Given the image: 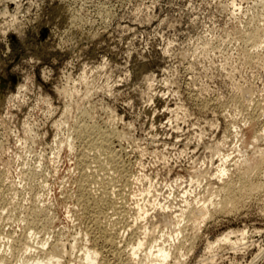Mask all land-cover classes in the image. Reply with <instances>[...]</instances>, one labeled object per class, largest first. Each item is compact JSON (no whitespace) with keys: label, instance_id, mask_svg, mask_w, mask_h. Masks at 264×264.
Here are the masks:
<instances>
[{"label":"rangeland","instance_id":"obj_1","mask_svg":"<svg viewBox=\"0 0 264 264\" xmlns=\"http://www.w3.org/2000/svg\"><path fill=\"white\" fill-rule=\"evenodd\" d=\"M188 202L199 226L175 220ZM0 234L7 264L54 245V264L87 247L162 264L152 245L169 264H264V0H0Z\"/></svg>","mask_w":264,"mask_h":264},{"label":"bare ground","instance_id":"obj_2","mask_svg":"<svg viewBox=\"0 0 264 264\" xmlns=\"http://www.w3.org/2000/svg\"><path fill=\"white\" fill-rule=\"evenodd\" d=\"M258 41V40H257ZM81 127V126H80ZM85 127V126H84ZM88 127V126H87ZM94 128V127H93ZM79 129V128H78ZM98 130V129H97ZM95 128L94 129H89L88 128V130L87 129H85L83 132H81L80 134H84V135H86V136H88L89 138H90V140H91V143H92V145L93 144H96V146H98L99 147V149L100 150H103V151H108L109 150V148H110V146H109V135L107 134V132L105 133V132H100V131H97ZM82 134V135H83ZM81 135V136H82ZM85 136V137H86ZM87 137V138H88ZM89 140V141H90ZM91 143H90V145H91ZM111 144V143H110ZM91 145V146H92ZM88 146V145H87ZM94 146V145H93ZM95 146V148H97ZM87 151V150H86ZM102 154L104 153L105 154V152H102V151H100ZM110 152V151H109ZM109 152H107V153H109ZM114 153V152H113ZM87 154V153H86ZM95 154V153H94ZM111 154H112V152H111ZM84 155H85V153H84ZM106 155V154H105ZM81 156V155H80ZM83 157V156H82ZM87 157V156H86ZM102 157V156H101ZM113 157H114V155L112 154V155H109L108 156V158H110V160L111 159H113ZM263 157V156H262ZM84 158H85V156H84ZM105 158H107V157H105ZM115 158V157H114ZM84 160V159H83ZM83 160H81V162H83ZM106 160V159H105ZM109 160V161H110ZM115 160V159H114ZM101 161V160H100ZM113 161V160H112ZM95 162V161H94ZM99 162V161H98ZM105 162V161H104ZM108 162V161H107ZM106 163V162H105ZM81 164V163H80ZM79 164V165H80ZM83 164H84V162H83ZM87 164V163H86ZM85 164V165H86ZM102 164V163H101ZM85 165H84V167H85ZM88 166H89V163L87 164ZM86 165V166H87ZM107 165V164H106ZM106 165H105V167H106ZM102 166V165H101ZM104 166V165H103ZM83 167V168H84ZM87 168V167H86ZM102 169V168H101ZM106 169V168H105ZM89 171V170H88ZM225 172H226V169L225 168H223L222 169V172H221V174L222 173H224V175H225ZM248 173H249V171H247ZM247 173V174H248ZM88 175V174H87ZM222 176V175H221ZM244 176V175H243ZM248 175H246V177H247ZM91 177V176H90ZM114 178V177H113ZM193 179V178H192ZM100 181V180H99ZM110 182V181H109ZM118 184V183H117ZM98 186V185H97ZM109 186V185H108ZM113 186V185H112ZM82 186H80V188H81ZM84 187H86V186H84ZM86 189V188H85ZM101 189V188H100ZM80 190V189H79ZM83 190V189H82ZM87 191V190H86ZM86 191H82V193H81V196L83 197V198H85V199H87L88 198V195L89 194H87L88 193V191L86 192ZM105 192V191H104ZM105 194H106V192H105ZM108 194V193H107ZM230 194V193H229ZM91 195V194H90ZM113 195V194H112ZM109 196V195H108ZM126 196V195H125ZM105 197H107L106 195H105ZM98 198V197H97ZM103 198L104 197H102L101 199L103 200ZM81 199V198H80ZM101 199H99V200H101ZM96 200V199H95ZM101 200V201H102ZM229 200V199H228ZM85 201V200H84ZM97 201V200H96ZM95 201V202H96ZM101 201H99V202H101ZM105 202V201H104ZM229 202V201H228ZM89 203V202H88ZM98 203V202H97ZM101 204V203H100ZM103 204V203H102ZM107 204V203H106ZM188 204V206H186V208L185 209H181L180 211H181V213L179 212V214H178V212H175L174 213V215L177 213V215H175L174 217H175V220H177V222L178 221H180L181 219V217H184L185 219H188V221H193V222H196V225L198 224V226H199V223H198V218H196V213H197V209L195 208V207H190V203L188 202L187 203ZM186 204V205H187ZM85 205H86V203H85ZM95 206H98L97 204L95 205ZM118 206V205H117ZM84 207V206H83ZM138 207L140 208V206L138 205ZM161 208V207H160ZM114 209V208H113ZM123 209V208H122ZM138 208L136 207V210H137ZM162 209V208H161ZM205 209H207V212L209 213V209H208V207L206 206L205 207ZM135 210V211H136ZM140 210V209H139ZM138 210V211H139ZM144 210V208L142 207V209H141V211H143ZM36 212V211H35ZM96 212H97V210H96ZM99 212V211H98ZM144 212L146 213V211L144 210ZM138 213V212H137ZM145 213H143V215H145ZM173 213V212H172ZM39 214H40V212H39ZM138 214H140V213H138ZM169 215V213L167 212V213H161V218H163L164 220H166L167 221V219L170 221V217H172L173 215L172 214H170L171 216H169V218H166L167 216L166 215ZM101 215V214H100ZM143 215H142V219H144L143 218ZM95 216H97V214L95 215ZM146 216V215H145ZM98 217H99V215H98ZM109 217V216H108ZM139 217H141V214L139 215ZM138 217V218H139ZM101 217H99V218H97L96 219V223L98 224V219H100ZM95 220V219H94ZM163 220V221H164ZM173 220H174V218H173ZM101 221V220H100ZM99 221V222H100ZM105 221V220H104ZM136 221V220H135ZM138 221V220H137ZM161 221V220H160ZM162 221V222H163ZM34 222H35V220H34ZM34 222H33V224H34ZM41 222V221H40ZM108 222V221H107ZM139 222V221H138ZM171 222V221H170ZM170 222H168V224L170 223ZM176 222V223H177ZM136 223V222H135ZM164 223H165V221H164ZM174 223V222H173ZM178 223H180V222H178ZM30 224V223H29ZM33 224H31V225H33ZM118 224V223H117ZM167 224V223H166ZM165 224V225H166ZM201 224V223H200ZM35 225V224H34ZM100 225H101V223H100ZM134 225H136V224H134ZM173 225H175V224H173ZM97 226V225H96ZM102 226V225H101ZM133 226V225H132ZM170 226V225H169ZM98 227H100L99 225H98ZM103 228V227H102ZM112 228V227H111ZM133 228H134V226H133ZM139 228V227H138ZM137 228V229H138ZM148 228V227H147ZM173 228V227H172ZM171 228V229H172ZM128 229V228H127ZM129 229H130V227H129ZM146 229V228H145ZM147 230V229H146ZM113 231V230H112ZM111 231V232H112ZM117 231V230H116ZM176 231V230H175ZM178 231V230H177ZM110 232V231H109ZM138 232V231H137ZM146 232V231H145ZM31 234H26V236H25V238H24V244L21 242V240H20V242L19 243H21V244H23V246L25 245L26 246V248L27 249H29V247H31L32 246V241L33 240H36V238H37V232H30ZM113 233H115V232H113ZM117 233V232H116ZM128 233V232H127ZM148 233V232H147ZM112 233H110V238H107V240L108 239H110L109 240V242L111 241V243L113 244L114 242H116V240H115V237H114V234H112ZM106 235V234H105ZM143 235H145V234H143ZM177 235H178V233H177ZM235 235H239V236H245V232L244 231H241V230H236V231H234V230H232V231H229V232H227V233H225V234H223L221 237H219L215 242H209L208 243V248L210 249V250H212V249H214V248H216L220 243H222V242H224V243H235V242H233L232 241V237L233 236H235ZM147 236V235H146ZM138 237V236H137ZM136 237V238H137ZM176 237H178V236H176ZM243 237H239L240 239H243ZM3 238V237H2ZM8 238V237H7ZM140 238V237H139ZM172 238V237H171ZM238 238V237H237ZM4 239V238H3ZM3 239H1V234H0V241L1 240H3ZM177 239V238H176ZM16 240H17V238H16ZM118 240V239H117ZM161 240V239H160ZM146 241V240H145ZM156 241L157 240H155L154 241V243H156ZM244 241V240H243ZM17 242V241H16ZM56 242V241H55ZM58 242V241H57ZM137 242V241H136ZM1 243V242H0ZM3 243V242H2ZM18 243V244H19ZM61 243V242H60ZM154 243H152V244H154ZM158 243V242H157ZM156 243V244H157ZM163 243V242H162ZM20 244V245H21ZM38 244V243H37ZM57 244V243H56ZM114 244H116V243H114ZM135 244H137L136 245V247H133L132 248V253H131V256H133V257H137L138 255H137V253L140 251V249L145 245V242H144V240H143V237L142 238H140V239H138V242L137 243H135ZM63 245V244H62ZM149 245V244H148ZM162 245V244H161ZM0 246H2L1 244H0ZM13 246V245H12ZM18 246V245H17ZM64 246V245H63ZM153 247L150 249L149 247V254H148V257H150V256H154L155 257V259L156 260H159L160 261V263H161V261L163 262L162 264H169V258H170V256H171V250L170 249H168L165 245L164 246H160V245H152ZM14 247H16V246H14ZM13 247V248H14ZM21 247H22V245H21ZM33 247V246H32ZM38 247V246H37ZM22 248H25V247H22ZM51 248V247H50ZM153 248L155 249V248H157V250L156 251H153ZM207 248V250L209 251V249ZM1 249V248H0ZM14 249H16V248H14ZM18 249V248H17ZM21 249V248H20ZM19 249V250H20ZM23 250V249H22ZM25 250V249H24ZM47 250V249H46ZM43 247H41L40 248V250L38 251L40 254H41V256H39V253H38V255H37V257H34V258H31V256H30V259H29V257H28V260H25L26 262L24 263V264H54L55 262L56 263H59L60 262V257H62V254H64L65 253V255H66V253L67 252H65L66 251V249H65V247H62V246H60V245H54L53 246V248L51 249V250H49V252H48V250L46 251ZM181 250V249H180ZM17 251V250H16ZM130 251V252H131ZM147 251V250H146ZM1 252V251H0ZM3 252V251H2ZM17 252H19V251H17ZM22 252V251H21ZM7 253H9V252H7ZM119 253V252H118ZM25 254V253H24ZM24 254H22L23 256H24ZM35 254V253H34ZM130 254V253H129ZM180 254V256H181V252L179 253ZM100 254H99V251L98 250H96V249H93V248H90V247H87L86 248V250H85V252H84V256L82 257L83 259V262H82V264H98V256H99ZM146 255V254H145ZM183 255H184V253H183ZM8 256L9 255H7L6 253H4V254H2L1 256H0V263L2 262V264L4 263V264H7V263H5L4 261H6L7 259H8ZM21 257V256H20ZM26 257L27 256H25V258L24 257H22V261L24 262V260H23V258L24 259H26ZM146 258H147V256H145ZM178 257V256H177ZM60 258V259H59ZM145 258V259H146ZM152 258V261L151 262H153V257H151ZM150 258V259H151ZM137 259V258H136ZM135 259V260H136ZM9 260V259H8ZM134 260V262H137V261H135ZM150 261V260H149ZM155 261V260H154ZM7 262V261H6ZM21 262V261H20ZM62 262V261H61ZM122 262V261H121ZM156 262V261H155ZM17 264H19V263H17ZM22 264V263H21ZM62 264V263H61ZM157 264H159V263H157Z\"/></svg>","mask_w":264,"mask_h":264}]
</instances>
